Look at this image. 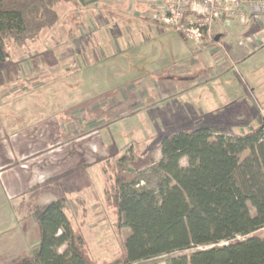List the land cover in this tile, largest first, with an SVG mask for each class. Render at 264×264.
Masks as SVG:
<instances>
[{
	"label": "rangeland",
	"instance_id": "rangeland-1",
	"mask_svg": "<svg viewBox=\"0 0 264 264\" xmlns=\"http://www.w3.org/2000/svg\"><path fill=\"white\" fill-rule=\"evenodd\" d=\"M56 10L37 41H6L0 61V170L23 187L18 200L9 197L0 172V264L34 255L30 214L56 199L90 261L120 258L129 230L103 192L112 190L119 158L152 148L156 163L161 136L203 127L230 101L264 106V0H72ZM200 75L215 79L200 89ZM257 109L234 130L256 129ZM151 169L140 185L155 187ZM31 174L39 183L24 187ZM29 195L37 202L18 222L13 211L21 209L10 205L28 204Z\"/></svg>",
	"mask_w": 264,
	"mask_h": 264
},
{
	"label": "trees",
	"instance_id": "trees-1",
	"mask_svg": "<svg viewBox=\"0 0 264 264\" xmlns=\"http://www.w3.org/2000/svg\"><path fill=\"white\" fill-rule=\"evenodd\" d=\"M70 1L0 0V61L8 57L6 41H37L57 22L56 6ZM157 148L156 163L152 148L135 158L123 154L112 190H103L129 233L120 258L100 264H157L164 255L166 264H264V106L248 133L197 127L161 136ZM149 168L157 176L154 188L140 185ZM33 215L36 251L10 264H96L62 199L37 206Z\"/></svg>",
	"mask_w": 264,
	"mask_h": 264
},
{
	"label": "crops",
	"instance_id": "crops-1",
	"mask_svg": "<svg viewBox=\"0 0 264 264\" xmlns=\"http://www.w3.org/2000/svg\"><path fill=\"white\" fill-rule=\"evenodd\" d=\"M180 75H185V74H180ZM212 78H213L212 75H210V76L200 75V82H201L200 85H198L197 83L194 82V86L197 87V88H198V86H200V89H203L209 83H210V85L213 83V81H214L215 78L214 79H212ZM211 79L213 81H210ZM233 96H236V95H233ZM220 102H222V101H220ZM230 102H234L236 104H234V106H228L226 108H224L225 106H223V105L220 106V107H218L217 108V111H218L217 116L216 117H210V118H208L205 121L206 123L204 122L205 124L202 125V126L203 127H208V128H213V129L223 130V131H226V132L231 133V134L243 133V132H245V131H243L244 129H240V130L238 129V131H237V130H234V128H237V127L242 126V124L245 123V121H243V119H245L247 116H253L254 114H256V112L258 110L257 108H259V111L262 110V108L255 101L253 102V104H244L243 102H239L238 100H234V101H230ZM214 105L215 106L216 105L219 106L217 102L214 103ZM255 105H257L258 107L255 108L256 107ZM208 107H211V105H208ZM220 125L221 126H224L225 125V128L226 129L220 128ZM44 126H45V123H44ZM44 128H46V127H44ZM41 129H43L42 126H41ZM231 129H233V131H231ZM0 172L7 173L6 175H2V177H3V180L5 182L3 186L5 188V191L8 193V196L9 195L14 196V198L16 200H18V196L21 195L20 193L23 192L21 190L23 187H21L20 181H19V183H17V176L18 175L16 176L15 174H9L8 172H6V170L4 172L0 170ZM30 176L32 178V179L30 178V180H29V177L26 176L24 187L28 186L29 188H33L34 185H36L37 183H39L38 179H36L34 175L31 174ZM2 190L4 191L3 188H2ZM72 192H74V191H72ZM20 198H21V196H20ZM37 199L35 197H30V195H29L28 200H30L31 202L27 200L26 203H28V204H26V205L25 204H17L15 206V204H12L11 203L12 205H10V206H11L12 209H21L20 210L21 211L20 214H16L13 211V217L18 222L22 218H25V216H23V211L25 210L24 209L25 206L27 208H32L31 206L33 204H36ZM45 204H46V202H44L42 204V206L45 205ZM33 213L30 214V215H33ZM27 229H28L27 231H29V228L28 227H27ZM18 231H22V233H26V231L23 230L22 228H19Z\"/></svg>",
	"mask_w": 264,
	"mask_h": 264
},
{
	"label": "water",
	"instance_id": "water-1",
	"mask_svg": "<svg viewBox=\"0 0 264 264\" xmlns=\"http://www.w3.org/2000/svg\"><path fill=\"white\" fill-rule=\"evenodd\" d=\"M215 40H218V36L215 37Z\"/></svg>",
	"mask_w": 264,
	"mask_h": 264
},
{
	"label": "built area",
	"instance_id": "built-area-1",
	"mask_svg": "<svg viewBox=\"0 0 264 264\" xmlns=\"http://www.w3.org/2000/svg\"><path fill=\"white\" fill-rule=\"evenodd\" d=\"M197 39H199V38H195V40H197Z\"/></svg>",
	"mask_w": 264,
	"mask_h": 264
}]
</instances>
